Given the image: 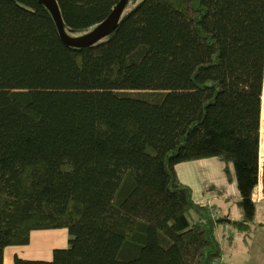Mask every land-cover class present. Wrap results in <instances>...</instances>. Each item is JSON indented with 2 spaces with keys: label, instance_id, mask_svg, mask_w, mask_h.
Wrapping results in <instances>:
<instances>
[{
  "label": "trees",
  "instance_id": "1",
  "mask_svg": "<svg viewBox=\"0 0 264 264\" xmlns=\"http://www.w3.org/2000/svg\"><path fill=\"white\" fill-rule=\"evenodd\" d=\"M120 1L57 0L71 36ZM263 96L264 0H129L83 50L35 0H0V264L62 228L69 247L52 260L15 263L220 264L223 224L177 165L232 164L250 225Z\"/></svg>",
  "mask_w": 264,
  "mask_h": 264
},
{
  "label": "crops",
  "instance_id": "2",
  "mask_svg": "<svg viewBox=\"0 0 264 264\" xmlns=\"http://www.w3.org/2000/svg\"><path fill=\"white\" fill-rule=\"evenodd\" d=\"M261 155L264 154V124L261 128ZM227 165L218 158L201 159L184 162L177 165L179 180L193 189L196 204L216 207L221 216L232 220L244 221V214L239 206L240 193L231 164L229 176ZM263 160L260 158L259 183L253 191L252 198L256 203L254 221L247 227L237 228L230 224L218 227L217 235L222 247L220 264H264V183L262 172ZM197 188L200 192L197 191ZM222 203L223 207H218ZM201 213L192 214L198 219ZM70 237L67 229L35 230L31 233V240L25 246H10L5 250V264H16V257L25 260H52L54 251L69 247Z\"/></svg>",
  "mask_w": 264,
  "mask_h": 264
},
{
  "label": "water",
  "instance_id": "3",
  "mask_svg": "<svg viewBox=\"0 0 264 264\" xmlns=\"http://www.w3.org/2000/svg\"><path fill=\"white\" fill-rule=\"evenodd\" d=\"M40 5L44 6L52 15L62 41L69 47L77 50H83L93 47L112 35L118 28L124 14V9L129 0H121L116 6L111 15L98 24L90 32L81 36H71L65 30L61 11L57 0H35ZM218 223H227L235 226L242 225L244 221H235L230 218H222Z\"/></svg>",
  "mask_w": 264,
  "mask_h": 264
},
{
  "label": "built area",
  "instance_id": "4",
  "mask_svg": "<svg viewBox=\"0 0 264 264\" xmlns=\"http://www.w3.org/2000/svg\"><path fill=\"white\" fill-rule=\"evenodd\" d=\"M260 158L263 160L264 163V154L261 155V152H260ZM208 212L212 217H217V211L215 207H213V205H208Z\"/></svg>",
  "mask_w": 264,
  "mask_h": 264
},
{
  "label": "rangeland",
  "instance_id": "5",
  "mask_svg": "<svg viewBox=\"0 0 264 264\" xmlns=\"http://www.w3.org/2000/svg\"><path fill=\"white\" fill-rule=\"evenodd\" d=\"M79 36H81V35H79ZM192 189V188H191ZM197 191L198 192H200V190L197 188ZM192 193H193V189H192ZM197 196H199V194H195L193 197H197ZM217 206L219 207H223V204L222 203H217ZM216 208V207H215ZM217 209V208H216ZM217 211H219L218 209H217ZM219 213V212H218ZM219 215H220V213H219ZM235 221H238V220H235ZM229 227H234V225L233 226H229ZM237 228H239V227H237Z\"/></svg>",
  "mask_w": 264,
  "mask_h": 264
},
{
  "label": "bare ground",
  "instance_id": "6",
  "mask_svg": "<svg viewBox=\"0 0 264 264\" xmlns=\"http://www.w3.org/2000/svg\"><path fill=\"white\" fill-rule=\"evenodd\" d=\"M263 102H264V96H263ZM213 207H214V206H213ZM215 209H216V208H215ZM216 211H217V209H216ZM217 217H218L219 220L222 219V218H227V217H223V216L219 215L218 211H217ZM222 224H227V223H222ZM230 225H232V224H230ZM234 226H235V225H234Z\"/></svg>",
  "mask_w": 264,
  "mask_h": 264
}]
</instances>
